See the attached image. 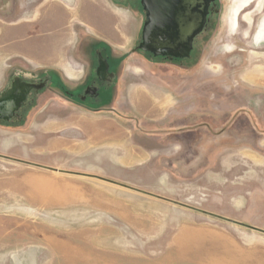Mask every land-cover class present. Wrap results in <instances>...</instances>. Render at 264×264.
Wrapping results in <instances>:
<instances>
[{"label":"rangeland","instance_id":"374dc122","mask_svg":"<svg viewBox=\"0 0 264 264\" xmlns=\"http://www.w3.org/2000/svg\"><path fill=\"white\" fill-rule=\"evenodd\" d=\"M250 2L219 0L182 66L134 51L139 0H0V93L61 81L0 120V264H264V0L231 25ZM100 44L119 59L93 109L71 93Z\"/></svg>","mask_w":264,"mask_h":264},{"label":"flooded vegetation","instance_id":"af4514ba","mask_svg":"<svg viewBox=\"0 0 264 264\" xmlns=\"http://www.w3.org/2000/svg\"><path fill=\"white\" fill-rule=\"evenodd\" d=\"M139 2L144 19L140 30L139 42L134 48V51L141 52L144 56L149 57L150 59H162L170 62L171 64L184 66L188 62H192L195 58L197 50V38L210 30L214 20L213 16L218 13L217 7L219 0H179L175 12L174 25H166L164 28L156 26L151 31L147 32V34H145V27L147 22L149 21V11L146 8L143 0H139ZM252 2H250L249 5H247L240 11L238 15V23L235 29L238 28L240 15H242L244 10L248 6H250ZM203 21L204 23L202 29L193 38L192 48L190 50L189 56L180 57L170 54H155V52L152 50L154 49L162 51V49L171 48L172 51H177L176 47L180 44L186 43L189 35L192 34V32L197 29ZM144 42L145 45L151 49L145 50L140 48L139 46ZM118 59L119 57L114 55L107 46L103 45L101 47L100 44L99 49H97L96 56H94L90 60L89 69L84 79V84L86 86L85 92H88V95H80L78 92L79 88H76L75 93H71L74 99H76L78 96H81V100H83V102L86 103L87 106H90V108L93 109H96V106H104V103L100 104V102L103 100L101 96L102 91H107L109 89L113 91V85L116 80L114 66ZM106 62L108 64L107 69ZM49 77L50 76L40 78L38 80L39 82H28V80H24L18 75H13V77L11 78V82L9 83L8 92L0 93V101L3 103L5 100V96L9 95L10 93L12 96L14 92L15 96L12 98V100L15 101L18 98L19 99L16 101V105L12 109L11 115L8 112L4 113V108L2 110V107L0 108V120H7L10 117H12V119L14 117H18L19 113L23 112L24 109L28 107L33 94H39L41 90L45 89L46 87H50V84L55 83V85H58V83L61 82L60 79V82H56L55 79H53L54 81H52ZM5 114H9L10 116Z\"/></svg>","mask_w":264,"mask_h":264},{"label":"water","instance_id":"95a60500","mask_svg":"<svg viewBox=\"0 0 264 264\" xmlns=\"http://www.w3.org/2000/svg\"><path fill=\"white\" fill-rule=\"evenodd\" d=\"M143 2L145 3L146 8L149 11V21L147 22L145 27V34H147V32L151 31L156 26L160 28H164L166 25H171V26L174 25L175 12L179 0H143ZM204 19H205V15H204ZM203 23L204 21L202 22V24H200V26L197 29H195L192 32V34L189 35L188 39L186 40V43L180 44L179 46L176 47L177 51H172L171 48H165L162 49V51H158L154 49L152 50L155 52V54H170L173 56H180V57L189 56L190 50L192 48L193 38L198 32H200ZM139 47L145 50L151 49L145 45V42L142 43ZM107 68H108V64L106 62V69ZM0 108L1 110L3 109V103L1 101H0ZM7 112L10 113L11 115L12 110L9 109Z\"/></svg>","mask_w":264,"mask_h":264},{"label":"bare ground","instance_id":"6f19581e","mask_svg":"<svg viewBox=\"0 0 264 264\" xmlns=\"http://www.w3.org/2000/svg\"><path fill=\"white\" fill-rule=\"evenodd\" d=\"M246 7L245 3H239L236 7H234L231 11V25L235 28L237 23H238V15L240 11ZM250 18V17H249ZM8 96V97H7ZM5 96V100L3 102V108H4V113H6L9 109H13L16 105L17 100H12V98L15 96V92L11 96V93L9 95ZM7 115V114H5Z\"/></svg>","mask_w":264,"mask_h":264}]
</instances>
